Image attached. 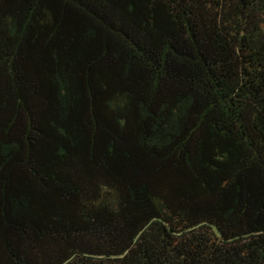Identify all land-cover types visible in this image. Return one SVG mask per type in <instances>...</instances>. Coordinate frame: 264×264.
<instances>
[{
  "label": "trees",
  "instance_id": "1",
  "mask_svg": "<svg viewBox=\"0 0 264 264\" xmlns=\"http://www.w3.org/2000/svg\"><path fill=\"white\" fill-rule=\"evenodd\" d=\"M0 264H264V0H0Z\"/></svg>",
  "mask_w": 264,
  "mask_h": 264
}]
</instances>
